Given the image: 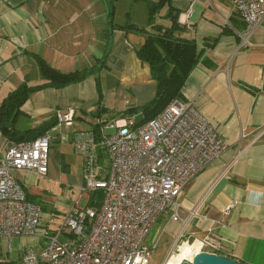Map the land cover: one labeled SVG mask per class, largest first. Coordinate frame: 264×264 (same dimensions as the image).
Masks as SVG:
<instances>
[{
	"label": "crops",
	"instance_id": "crops-1",
	"mask_svg": "<svg viewBox=\"0 0 264 264\" xmlns=\"http://www.w3.org/2000/svg\"><path fill=\"white\" fill-rule=\"evenodd\" d=\"M124 2L131 8L147 3V26L117 16ZM158 2L0 0V104L23 83H47L37 58L63 73L88 72L78 83L46 85L31 93L14 121L19 132L40 130L50 137L46 176L12 173L41 207L40 230L58 228L81 199L82 208L89 206L90 196L79 194L83 160L74 147L75 135L93 131L96 120L109 122L122 114L136 122L154 98L156 83L137 50L148 36L171 27L154 23L156 10L150 22V8ZM178 3L183 11L171 4L167 17L176 16L179 28L174 34L195 44L198 61L177 100L191 103L208 119L226 149L178 196L179 215L186 223L167 211L152 229L151 245L164 248L162 264L170 250L177 252L191 237L189 254L200 247L240 264H264V133L252 141L264 129V22L253 32L250 47L241 49L238 32L244 23L227 0H196L191 8L188 2ZM129 110L134 112L126 113ZM69 111L72 123H58L57 114ZM12 143L0 132L1 152ZM233 202L224 216V208ZM173 244L176 249H171ZM0 245L2 258L17 263L27 250L39 253L44 247L39 236H15L10 247L4 240Z\"/></svg>",
	"mask_w": 264,
	"mask_h": 264
},
{
	"label": "built area",
	"instance_id": "built-area-1",
	"mask_svg": "<svg viewBox=\"0 0 264 264\" xmlns=\"http://www.w3.org/2000/svg\"><path fill=\"white\" fill-rule=\"evenodd\" d=\"M168 1H185L191 8L196 0ZM227 1L244 23L239 47L248 48L264 22V0ZM72 117V111L57 114L58 123L67 125ZM95 124L96 131L75 135L74 147L83 160L79 194L100 191L101 201L70 209L55 230L39 229L41 207L12 175L29 171L46 176L50 137L13 142L0 151V240L10 247L15 236H39L44 244L39 253L27 250L21 264H150L155 249L147 243L151 230L167 211L186 223L179 215L178 196L226 149L211 122L191 103L177 99L140 125L123 114ZM234 206L227 205L223 215ZM197 250L201 248L183 255L179 263L190 262Z\"/></svg>",
	"mask_w": 264,
	"mask_h": 264
},
{
	"label": "trees",
	"instance_id": "trees-1",
	"mask_svg": "<svg viewBox=\"0 0 264 264\" xmlns=\"http://www.w3.org/2000/svg\"><path fill=\"white\" fill-rule=\"evenodd\" d=\"M165 1L167 0H159L157 6L150 8V22L153 18V12ZM168 17L171 20V27L163 31L160 30L156 35L148 36L143 45L137 50L139 59L149 65L151 77L156 83V93L154 98L142 108L143 115L136 120V125H140L155 117L172 100L181 96V88L198 61V52L196 51L195 44L192 41L178 38L174 34L177 28H179L176 16L169 13ZM129 27L132 26L129 25ZM37 66L40 75L47 83L38 87H29L26 83H23L11 91L0 104V132L2 136L13 142L32 140L44 133L40 130L19 132L14 127V121L20 114V108L27 101L31 93L46 85L62 88L78 83L88 73L85 70L63 73L51 67L40 58H37ZM132 112L134 110L126 111V113ZM50 126L52 124L45 128ZM94 130H97L96 125L94 126ZM101 196L100 191L91 193L89 206H98ZM0 264L21 263L0 259Z\"/></svg>",
	"mask_w": 264,
	"mask_h": 264
},
{
	"label": "rangeland",
	"instance_id": "rangeland-1",
	"mask_svg": "<svg viewBox=\"0 0 264 264\" xmlns=\"http://www.w3.org/2000/svg\"><path fill=\"white\" fill-rule=\"evenodd\" d=\"M143 4V5H141ZM171 4H175V8H179L181 6V3L179 4H176V3H172V2H168L166 1L164 6H159L156 11H158L157 13L154 14V23L156 25H161V26H164V27H169L168 25H171V20L167 17V13L168 11L170 10L171 8ZM146 5L147 3H138L137 5H135L133 8H131L129 5H127L125 2L123 4H121L117 10V16L120 18V19H123L124 17L125 18H128L130 17L131 19L135 20L136 22H139L140 24L143 25V27L147 26V23L149 22V16H148V11L146 9ZM180 12H182V7H180ZM112 132V131H110ZM73 193V194H72ZM71 195V199L72 201L74 200V198L77 197V192L74 191V192H71L70 193ZM79 208H82V199L79 201V205H78ZM153 230H151L152 232ZM150 232V233H151ZM152 238H153V232L151 234H149L148 238H147V243L148 244H152ZM177 244V243H176ZM177 246V245H176ZM184 246V245H183ZM176 249L177 247H175V245L173 244L172 248L171 249ZM0 248H1V245H0ZM155 250V249H154ZM154 256H153V259L151 261L150 264H162V261H163V254L161 253H164V248H162L161 246H159L155 252H154ZM169 255H172L170 257V261L173 260L174 258H176L177 256V252L175 251H171L170 250V253ZM160 257V258H159ZM183 257V256H182ZM0 259H3L2 256L0 255Z\"/></svg>",
	"mask_w": 264,
	"mask_h": 264
},
{
	"label": "water",
	"instance_id": "water-1",
	"mask_svg": "<svg viewBox=\"0 0 264 264\" xmlns=\"http://www.w3.org/2000/svg\"><path fill=\"white\" fill-rule=\"evenodd\" d=\"M186 245L191 246V249L194 246V238L191 237L185 242ZM179 264H240L237 261L226 258L220 255L209 253L202 250H197L190 262H182Z\"/></svg>",
	"mask_w": 264,
	"mask_h": 264
},
{
	"label": "bare ground",
	"instance_id": "bare-ground-1",
	"mask_svg": "<svg viewBox=\"0 0 264 264\" xmlns=\"http://www.w3.org/2000/svg\"><path fill=\"white\" fill-rule=\"evenodd\" d=\"M197 248V247H196ZM191 251V246H188L186 244L181 245L177 249V256L173 260H171V264H178L180 262V259L182 258L183 255L189 254ZM170 262V257H168L166 264H169Z\"/></svg>",
	"mask_w": 264,
	"mask_h": 264
}]
</instances>
